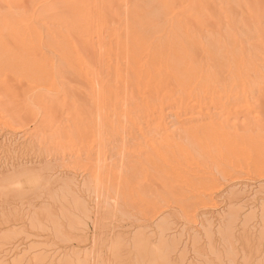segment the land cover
I'll return each instance as SVG.
<instances>
[{"label": "bare ground", "instance_id": "6f19581e", "mask_svg": "<svg viewBox=\"0 0 264 264\" xmlns=\"http://www.w3.org/2000/svg\"><path fill=\"white\" fill-rule=\"evenodd\" d=\"M1 204L0 264H259L264 0H0Z\"/></svg>", "mask_w": 264, "mask_h": 264}, {"label": "rangeland", "instance_id": "374dc122", "mask_svg": "<svg viewBox=\"0 0 264 264\" xmlns=\"http://www.w3.org/2000/svg\"><path fill=\"white\" fill-rule=\"evenodd\" d=\"M47 54L50 56V52H47ZM21 86V85H20ZM19 85L17 86L16 84L14 85V91H15V93H17L19 96L21 95V94H23V91H28L27 89V86H24V85H22L21 87H20ZM18 88V89H17ZM27 88V89H26ZM22 89V90H21ZM22 121L23 122H26L27 121V118H22ZM130 140H128L127 142H126V144L128 145V146H130L131 148L134 146L133 144L135 143V142H133L132 140V143H131V141L129 142ZM120 143H116V146L117 145H119ZM129 144H132V145H129ZM115 157V156H114ZM65 158H66V160H65ZM64 159H62V158H60V160H59V158H58V160L55 158V160H53L54 162H51V163H49V165H48V167H51V168H55L56 170H62V169H64V167H65V169L66 168H69V166L70 167H72L73 165H75V161H76V156L75 155H71L70 157L68 156V158L67 157H65ZM84 157H82V159L80 158L79 159V163H78V167H80L81 165H83L84 163H85V159H83ZM126 158H127V160H126ZM63 160H65V161H63ZM128 160H130V158L129 157H125V162H127ZM62 161L64 162V163H62ZM77 161H78V159H77ZM76 161V162H77ZM129 162V161H128ZM83 163V164H82ZM128 165L129 166H131V163H128ZM67 166V167H66ZM5 175V174H4ZM3 175V176H4ZM65 178V177H64ZM64 178H62V180L64 181V180H66V179H64ZM61 180V181H62ZM60 183H62V182H60ZM54 191V190H53ZM35 194V193H34ZM37 194V193H36ZM56 194V193H55ZM31 195H33V194H31ZM36 196V195H35ZM29 197H31V196H29ZM34 196H32V198L31 199H33V201H36L37 200V198H33ZM27 199H28V197H27ZM30 199V198H29ZM39 200V199H38ZM37 200V201H38ZM40 205V204H39ZM12 204H11V206H9V207H6V205L4 204V205H0V213L1 212H3V213H7L8 212V208L9 209H12ZM41 206V205H40ZM3 207V208H2ZM6 207V208H5ZM126 212H129V211H126ZM120 217H128L127 218V220H129V221H134V220H137V221H139V222H142L141 221V219L143 218L142 217V215L141 214H139V212H137V210L135 211V212H129V213H118V217H117V219L119 218V219H121ZM104 221V220H103ZM107 221H108V219H106L105 221H104V224H105V222H106V224L105 225H107V226H109L110 224L108 223L107 224ZM137 221H136V223H137ZM101 222H102V220H101ZM120 222V220L119 221H115L114 223H115V225H117V224H120L119 223ZM135 222V221H134ZM138 222V223H139ZM90 227H91V225H89ZM100 226H102V224L100 225ZM91 229H92V227H91ZM90 229V232L92 231ZM117 230H119V229H117ZM105 231H106V227L104 228H99L97 231H96V233L98 232V233H100L98 236L99 237H103V234L105 233ZM95 233V234H96Z\"/></svg>", "mask_w": 264, "mask_h": 264}, {"label": "snow or ice", "instance_id": "6c2138e0", "mask_svg": "<svg viewBox=\"0 0 264 264\" xmlns=\"http://www.w3.org/2000/svg\"><path fill=\"white\" fill-rule=\"evenodd\" d=\"M119 205H117V208L114 210L115 212H119ZM105 211L109 214H111V212L113 211L112 209H105ZM128 211L129 212H135L136 209H135V206L133 205H129L128 207ZM246 209L244 210H233V212L230 214L231 216V220L236 222V223H239L240 220H245L246 222H251V216H246L245 213H246ZM163 235H164V229L162 228L161 229V233H160V239L159 240H156V238L153 236L151 237L152 241L157 244V246L159 248H163L165 246V241L163 239ZM261 244H262V252H264V235H262V238H261ZM35 264H41L40 261H36ZM105 264H122V262L120 261H108V262H105ZM156 264H172V261L169 260V259H162V260H159L156 262ZM206 264H257V262L253 259H248L247 257L244 259V260H229V259H223V260H216V259H213L211 261H208L206 262ZM259 264H264V259H261L259 261Z\"/></svg>", "mask_w": 264, "mask_h": 264}]
</instances>
